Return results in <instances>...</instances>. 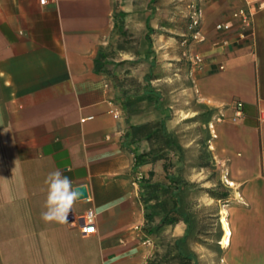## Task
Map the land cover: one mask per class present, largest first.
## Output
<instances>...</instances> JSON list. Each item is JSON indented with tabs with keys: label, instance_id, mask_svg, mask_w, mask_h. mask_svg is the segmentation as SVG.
<instances>
[{
	"label": "crops",
	"instance_id": "1",
	"mask_svg": "<svg viewBox=\"0 0 264 264\" xmlns=\"http://www.w3.org/2000/svg\"><path fill=\"white\" fill-rule=\"evenodd\" d=\"M135 2L0 0V264H149L170 239H185L184 220L163 227L162 244L149 233L141 183L151 170L162 180L164 161L135 164L149 141L131 143L127 132L149 118L128 117L113 77L96 67L118 36L122 12L137 15ZM244 3L204 0L200 38L192 43L204 61L189 67L190 85L178 75L170 87L157 76L149 88L176 98L178 112L186 93L193 97L217 181L227 186L223 199L199 194L201 204L225 211L226 224L217 212L220 223L208 235L183 242L179 253L192 255L191 264H264V5L243 32L232 12ZM164 106L172 130L173 105ZM57 169L88 190L66 224L41 216L44 181ZM104 205L97 232L83 235L81 214ZM212 228L221 236L212 237Z\"/></svg>",
	"mask_w": 264,
	"mask_h": 264
},
{
	"label": "rangeland",
	"instance_id": "2",
	"mask_svg": "<svg viewBox=\"0 0 264 264\" xmlns=\"http://www.w3.org/2000/svg\"><path fill=\"white\" fill-rule=\"evenodd\" d=\"M196 3L197 0H136L132 5L137 15L128 19L124 16L121 20V28L117 30L118 36L111 44V49L106 52V59L113 65L109 75L113 77L121 99L124 96L141 98L137 101V114L140 118L159 120L164 113H168L164 105L168 102L173 105L170 112L175 114V125L170 131L183 145L184 151L179 161L177 156L171 153L175 162L171 171L179 173L186 181L193 183L194 190L199 189L197 192L191 191L188 198L192 200L193 207L201 217L211 218L207 220L209 223L213 222L217 212H220V216L223 214L224 221L225 211H221L215 204H201L198 199L201 191H205L209 186L213 187L217 177L213 176L214 169L211 166H197L206 160L202 154L204 150L209 149V132L199 116L193 114L197 107L193 97L186 93L185 102L181 101L185 107L180 106V109L184 108L178 112L176 98L170 97L168 100L160 96L157 102L156 98L150 99L147 95L152 86L151 80L157 76L167 78L165 83L170 87L177 86L178 75L180 80H185L187 86L190 85L189 67L194 65L192 56L196 54L192 43L200 38V35L196 37L195 34L201 29V25L198 28L192 27ZM158 86L161 88V83ZM217 187L221 190L227 188L225 184L223 187ZM211 235H215L213 228ZM153 236L162 244V230ZM168 244L173 247V240L170 239ZM172 251L173 255L175 250ZM169 263L179 264L176 258Z\"/></svg>",
	"mask_w": 264,
	"mask_h": 264
},
{
	"label": "trees",
	"instance_id": "3",
	"mask_svg": "<svg viewBox=\"0 0 264 264\" xmlns=\"http://www.w3.org/2000/svg\"><path fill=\"white\" fill-rule=\"evenodd\" d=\"M122 19L125 13L121 14ZM120 19V20H122ZM107 55L100 52L96 60V67L98 71H104L106 74H111L110 68L107 66L109 63L105 59ZM150 99H160V95L149 90L147 94ZM141 98H131L124 96L122 99V106L127 112V116L130 117L133 114H137V101ZM168 114L156 121L149 120L144 123L130 124V129L127 132V138L131 143L146 139L149 141V150L144 152H136L135 164L137 166L145 163H156L159 160H163L164 178L162 180H154L155 171L149 172V178L145 179L141 183L143 201L149 204V212L147 217L149 219V233L151 235L158 234L165 225L175 224L181 220H184L187 225V234L184 240H176L173 242V247L169 244L166 246L164 255L162 252H158V255L149 264H170L169 262L176 258L179 264H191L192 255L180 254V247L183 242L186 243L187 238L190 235H208L211 224L220 223V217L216 213L213 222H207L211 219L207 216H200L199 212L193 207L192 200L188 198L190 192H197V189H193L194 184L186 181L179 173L172 172L171 169L175 166V162L171 157V153L177 156L178 161L181 159V155L184 151V147L176 136L167 128L166 118ZM209 139V137H208ZM207 139V140H208ZM203 158H206L205 162L197 164L200 168L211 166L214 169L213 176H216V164L213 159V155L210 149L204 150L202 154ZM217 186L223 187V184L217 181ZM204 189V188H203ZM205 191L217 198H226L228 192L213 188H205ZM191 192V193H192ZM195 208V209H194ZM219 226V225H218ZM221 231L215 232V235L221 236ZM172 250H175V254L172 255Z\"/></svg>",
	"mask_w": 264,
	"mask_h": 264
},
{
	"label": "clouds",
	"instance_id": "4",
	"mask_svg": "<svg viewBox=\"0 0 264 264\" xmlns=\"http://www.w3.org/2000/svg\"><path fill=\"white\" fill-rule=\"evenodd\" d=\"M44 183L47 186V195L45 201L46 210L41 213L42 219L45 222L69 223V214L73 212L76 202L81 198V191L78 188H74L70 178L63 175L59 169L50 172ZM107 210H109V207L104 205L100 209L95 210V212L90 211L88 222H91L95 215Z\"/></svg>",
	"mask_w": 264,
	"mask_h": 264
},
{
	"label": "built area",
	"instance_id": "5",
	"mask_svg": "<svg viewBox=\"0 0 264 264\" xmlns=\"http://www.w3.org/2000/svg\"><path fill=\"white\" fill-rule=\"evenodd\" d=\"M264 5V0H245V3L232 12V16L238 21L241 31H246L252 28L253 17L255 13L261 9ZM193 25L192 27L198 28L201 25L203 18L202 10V0H197V3L194 4L193 12ZM199 31L195 34L197 37ZM192 60L195 66H199L203 63L204 59L200 54H195L192 56ZM223 68V66H221ZM239 115L242 114V103L237 102L236 104ZM94 207H89L83 214L80 216V231L83 235H90L97 232V215L91 222H88V214L90 211L95 212ZM87 229H93V231H88ZM145 243L150 244V240H146Z\"/></svg>",
	"mask_w": 264,
	"mask_h": 264
},
{
	"label": "water",
	"instance_id": "6",
	"mask_svg": "<svg viewBox=\"0 0 264 264\" xmlns=\"http://www.w3.org/2000/svg\"><path fill=\"white\" fill-rule=\"evenodd\" d=\"M76 188H78L81 191V193H82L81 198H87L88 197V190H87V187L85 185H81V186H78Z\"/></svg>",
	"mask_w": 264,
	"mask_h": 264
},
{
	"label": "snow or ice",
	"instance_id": "7",
	"mask_svg": "<svg viewBox=\"0 0 264 264\" xmlns=\"http://www.w3.org/2000/svg\"><path fill=\"white\" fill-rule=\"evenodd\" d=\"M88 231H93V229H87Z\"/></svg>",
	"mask_w": 264,
	"mask_h": 264
},
{
	"label": "bare ground",
	"instance_id": "8",
	"mask_svg": "<svg viewBox=\"0 0 264 264\" xmlns=\"http://www.w3.org/2000/svg\"><path fill=\"white\" fill-rule=\"evenodd\" d=\"M226 224V222L224 221V225Z\"/></svg>",
	"mask_w": 264,
	"mask_h": 264
}]
</instances>
